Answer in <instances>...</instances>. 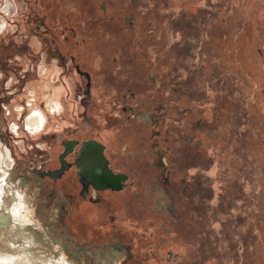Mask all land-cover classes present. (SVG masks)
<instances>
[{
    "label": "rangeland",
    "instance_id": "1",
    "mask_svg": "<svg viewBox=\"0 0 264 264\" xmlns=\"http://www.w3.org/2000/svg\"><path fill=\"white\" fill-rule=\"evenodd\" d=\"M102 39L106 71L88 65ZM69 135L110 145L120 200L67 204L79 183L34 173ZM1 170L40 256L264 264V0H0Z\"/></svg>",
    "mask_w": 264,
    "mask_h": 264
},
{
    "label": "flooded vegetation",
    "instance_id": "2",
    "mask_svg": "<svg viewBox=\"0 0 264 264\" xmlns=\"http://www.w3.org/2000/svg\"><path fill=\"white\" fill-rule=\"evenodd\" d=\"M100 39V38H99ZM107 40V39H106ZM107 45H109L106 42ZM101 45H105L103 39L99 40V44L95 45V51L98 52L99 58L90 59L88 61L89 68H98L102 69L101 67L104 66V63L106 62V54L105 50L102 48V52H99V49ZM106 50H109L107 48ZM100 54V55H99ZM59 61H63V57L58 55ZM105 60V62H103ZM102 61V62H101ZM108 67L107 62L105 63V67L103 68L106 71V68ZM78 68V67H77ZM85 76V71L80 70ZM87 72V71H86ZM88 76V74H87ZM84 91H88L87 88L84 89ZM133 94V91H130V95ZM88 95V92H87ZM124 108L133 109V106H124ZM144 112V111H143ZM148 113L149 122H152L156 120L157 116L152 114V111H146ZM139 113V111H137ZM140 114V113H139ZM143 116V113L141 114ZM141 116V117H142ZM151 116V117H150ZM94 119H92V122ZM155 131V130H154ZM107 137L108 133L106 132L104 134ZM107 135V136H106ZM93 138L97 141H99L101 146V152L106 157V164L107 167H109L112 171V173L115 175H108L107 170L105 169L104 160L98 155V145H92L91 147L87 146L86 149L84 145H82V141L84 139ZM59 149L56 152V155L53 158H51L52 165H45V162L38 164L32 170L34 171L37 176H39L40 180H44V183H50L53 187V190H57L55 188V184H59L61 182V179L64 177L65 174L70 176L73 181V185L78 187L71 186L70 189L66 192H63L62 196H58L59 199L64 200L67 204H73L79 200V198H87L90 200H94L95 202H101L103 200V195H100L99 191H103V194L107 193L108 195L112 194L113 199L120 200L123 193L127 190L128 183H131L129 180V174L124 170L114 169L111 167L110 162V155L107 152V148L110 147L109 144L104 142L103 140L95 137H84V138H77L75 136H65L62 138H59ZM160 150L159 148L156 149V151ZM160 153V152H158ZM54 160V161H53ZM59 169L56 172H52V174L47 173L49 170L52 169ZM116 175H119L116 178L115 185H118V187H112L111 184H114V177ZM43 182L41 183V185ZM42 186H40L41 188ZM51 191V195H52ZM121 196V197H120ZM106 199V198H105ZM104 199V200H105ZM81 200V199H80ZM103 203V202H102ZM63 211V208H62ZM83 212H86L84 217H87V219L90 217V212H92V209H84ZM83 212L81 214H83ZM89 214V215H88ZM116 247V245H115ZM118 247V246H117Z\"/></svg>",
    "mask_w": 264,
    "mask_h": 264
},
{
    "label": "bare ground",
    "instance_id": "3",
    "mask_svg": "<svg viewBox=\"0 0 264 264\" xmlns=\"http://www.w3.org/2000/svg\"><path fill=\"white\" fill-rule=\"evenodd\" d=\"M28 119L29 130L36 131L43 123V119L39 114H33ZM7 155L10 157L8 151ZM10 159L8 158L4 162L7 166L11 164ZM0 178L4 181V184L0 183V264H68L63 259L64 257L54 260L53 258H46L44 255L40 256L34 252V248L38 245L36 241L38 238L37 232L31 226L21 223V221L29 219L25 215L27 211L30 213L28 203L24 199V204H22L21 199L12 194V188L6 182L8 178L4 170L0 171ZM14 203L17 204V208L14 207ZM20 212H22L23 217H20ZM19 238H23L21 247L17 245L11 247L8 245L12 242L19 243Z\"/></svg>",
    "mask_w": 264,
    "mask_h": 264
},
{
    "label": "water",
    "instance_id": "4",
    "mask_svg": "<svg viewBox=\"0 0 264 264\" xmlns=\"http://www.w3.org/2000/svg\"><path fill=\"white\" fill-rule=\"evenodd\" d=\"M85 74L87 75V72L85 71ZM82 145H84L85 146V148L87 149L89 146L91 147L92 145H98V155L101 157V158H103V160H104V165H105V169L107 170V173H108V175H115V173L113 174L112 173V171H111V169L109 168V167H107V164H106V157L102 154V152H101V146H102V144L99 142V141H97V140H95V139H93V138H88V139H84L83 141H82ZM88 146V147H87ZM59 169H52V170H49L47 173H49V174H52V172H56V171H58ZM119 175H116L115 177H114V184H111L112 185V187H118V185H115V182H116V178L118 177Z\"/></svg>",
    "mask_w": 264,
    "mask_h": 264
},
{
    "label": "crops",
    "instance_id": "5",
    "mask_svg": "<svg viewBox=\"0 0 264 264\" xmlns=\"http://www.w3.org/2000/svg\"><path fill=\"white\" fill-rule=\"evenodd\" d=\"M148 75H149V76H148L149 78H152V77L155 76V72H154V71H150V72L148 73ZM155 79L157 80V78H155ZM139 113H140V114L143 113V118L145 119L146 122L149 120V117L147 116L149 112H146V111L142 112V110H140ZM150 117H151V116H150Z\"/></svg>",
    "mask_w": 264,
    "mask_h": 264
}]
</instances>
